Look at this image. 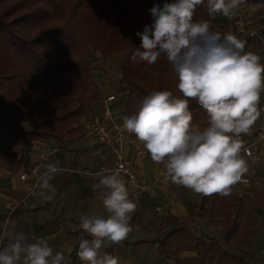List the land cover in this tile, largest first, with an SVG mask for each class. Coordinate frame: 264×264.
<instances>
[{"label": "trees", "instance_id": "obj_1", "mask_svg": "<svg viewBox=\"0 0 264 264\" xmlns=\"http://www.w3.org/2000/svg\"><path fill=\"white\" fill-rule=\"evenodd\" d=\"M165 2L173 0H0V156L19 168L28 164L35 142L53 140L60 149L84 136L86 109L101 101L91 77L95 55L106 60L126 52L117 79L126 97V116L152 91L180 95L166 56L152 65L131 60L141 44L136 33L152 23L149 9ZM209 18L205 0L193 19ZM189 108L194 126L208 123L196 101ZM27 120L33 125L20 127ZM259 207L264 208V198L202 195L185 219L175 220L182 225L160 240L159 255L172 258L173 264H247L242 247L258 232L252 218ZM205 210L208 225L224 230L219 237L195 236L186 228ZM184 251L195 256L175 259Z\"/></svg>", "mask_w": 264, "mask_h": 264}, {"label": "clouds", "instance_id": "obj_2", "mask_svg": "<svg viewBox=\"0 0 264 264\" xmlns=\"http://www.w3.org/2000/svg\"><path fill=\"white\" fill-rule=\"evenodd\" d=\"M205 0H173L154 5L151 25L137 32L141 44L131 56L134 62L155 64L166 56L178 77L180 95L170 90L152 91L138 110L124 116L123 128L134 134L151 160L163 166L172 183L203 196L231 194L237 183H247L248 161L242 156L243 136L251 134L261 117L264 64L260 55L245 51L246 41L231 32L213 31L209 21H194L196 7ZM245 0H207L210 17L231 19ZM206 111L208 124L193 125L190 101ZM61 169L46 165L39 177L45 201L54 196L50 183ZM100 175L96 188L104 190L103 206L108 215L80 217V227L92 239L79 242L77 256L86 264H119V257L102 248L120 244L132 231L130 219L137 204L130 198L120 171ZM51 193V194H50ZM0 264H66L64 254L45 240L26 243L23 232L0 250Z\"/></svg>", "mask_w": 264, "mask_h": 264}, {"label": "crops", "instance_id": "obj_3", "mask_svg": "<svg viewBox=\"0 0 264 264\" xmlns=\"http://www.w3.org/2000/svg\"><path fill=\"white\" fill-rule=\"evenodd\" d=\"M239 8L246 9L258 33L253 38H238L247 42L245 51L260 55L261 63L264 64V0H248ZM238 11L239 9L231 19L237 15ZM231 19L216 15L209 18V23L212 30L217 31ZM91 77L98 86L103 84L98 78H94L92 73ZM99 88L100 103L88 107L82 119L84 136L68 145L67 148H60L43 165V172L46 171V165L51 163L58 162L61 169L50 181L54 189L52 200L45 201L38 195H28L27 190L33 180L27 178L25 181H19L18 176L36 162L43 145L58 146L56 142L53 140L35 142L28 164L19 168H14L11 162L0 156V250L13 242L17 233L23 232L26 243H34L42 239L52 248L53 254L62 252L66 264H86L76 253L79 242L82 239L90 240L92 237L81 229L80 217L84 214L105 217L108 215L102 202L104 190L96 188L95 185L100 179V175H97L98 170L110 164L102 155L101 145L87 133V125L94 117L107 116L125 137H132L123 128L122 118L126 116L125 95L122 93L115 95L113 92L105 94L100 86ZM107 96H114L115 99L105 103ZM263 104L264 93L261 95L260 106ZM263 119L264 111H261V117L254 127H257ZM207 124L196 127L203 129ZM139 143L145 152L144 158H135L130 148L125 149L124 157L131 162L137 177L143 182L152 183L155 178L160 177L159 187L151 193L141 195L137 201H134L137 209L129 221L132 231L128 238L120 244L113 245L109 242L107 247L102 248L101 251L118 256L119 264H172V258L166 259L159 255L158 244L173 228L182 225L181 222L175 224V220L185 219L189 214L190 206L201 204L202 195L167 179L163 166L154 163L143 148V144ZM248 165L249 171L246 176L251 182L249 185L236 184L233 186L231 196L244 199L264 198V165L253 166L251 162H248ZM39 190L38 188L36 192ZM128 190L130 193L131 188ZM7 205L14 207L10 215H8ZM156 208L160 210L156 211ZM207 213L208 210H205L193 224H186V228L190 229L193 235L202 234L212 237L211 233H208L209 230L216 232L222 229L208 225ZM255 215H258L257 223L253 221ZM252 222L258 229L257 234L261 231L264 235V208L259 207L255 210ZM207 225L209 230L206 231L205 226ZM248 241L242 247V252L246 254L251 246V244L245 246ZM194 256V252L184 251L176 255L175 259ZM248 257L250 259L246 260L247 264H259L258 260Z\"/></svg>", "mask_w": 264, "mask_h": 264}, {"label": "built area", "instance_id": "obj_4", "mask_svg": "<svg viewBox=\"0 0 264 264\" xmlns=\"http://www.w3.org/2000/svg\"><path fill=\"white\" fill-rule=\"evenodd\" d=\"M217 31L221 34L231 32L242 38H253L258 33L255 24L244 8H239L237 15L222 25ZM114 99V96H107L104 102H111ZM260 110L264 111V104L260 106ZM87 133L101 145L102 155L110 163L108 166L101 167L97 174H111L119 170L127 188H131L129 194L134 201H137L141 195L151 193L159 187L160 177L155 178L152 183H145L137 177L131 162L124 157V151L126 148H130L135 158L140 159L145 157V152L138 141L132 137H125L110 118L107 116L92 118L87 125ZM242 139L244 141L242 156L248 162H251L253 166L264 165V119L261 120L257 127L253 126L250 135L243 136ZM58 150L57 146L43 145L38 153L36 162L19 174V181H25L27 178L33 180V183L28 187V195L37 191L44 163ZM245 179L247 183L239 184L248 185L250 180L247 176H245ZM6 207L9 212L8 215H10L14 207L8 205ZM159 210V208H156V211ZM260 255L264 263V239L260 248Z\"/></svg>", "mask_w": 264, "mask_h": 264}, {"label": "rangeland", "instance_id": "obj_5", "mask_svg": "<svg viewBox=\"0 0 264 264\" xmlns=\"http://www.w3.org/2000/svg\"><path fill=\"white\" fill-rule=\"evenodd\" d=\"M145 4H149L150 1L152 0H142ZM141 41V40H140ZM126 54V52H121L113 55L112 57L106 59V60H101L98 56H94L91 60V73L94 78H98L103 84H100L99 86L102 88L103 93H114L115 95L120 94L118 90V77H119V66H120V61L121 58ZM33 78L37 80V77ZM33 125V123L29 120L24 121L20 124V127L23 129H28ZM38 156V155H37ZM43 168V167H42ZM249 178V177H248ZM250 180V179H249ZM251 182V181H250ZM249 182V183H250ZM239 184V183H237ZM240 185V184H239ZM249 185V184H248ZM39 188V187H38ZM9 214V212H8ZM203 216V215H202ZM260 217V216H259ZM258 220V215L254 216V223H257L256 221ZM205 230H209V226H205ZM223 229H220L216 232H209L213 237H219L223 233ZM264 239V235L261 233V231L248 243L245 245L247 246L248 244H251L250 249L248 253L241 252L244 256V258L250 259L248 256L254 258L255 260H258L259 264H264L262 257L260 255V248L262 245ZM173 264V261L171 262Z\"/></svg>", "mask_w": 264, "mask_h": 264}]
</instances>
